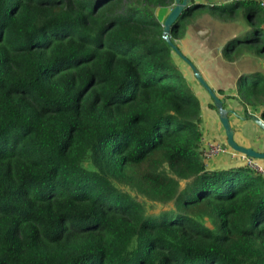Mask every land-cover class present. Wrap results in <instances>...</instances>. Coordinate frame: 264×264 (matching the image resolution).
Listing matches in <instances>:
<instances>
[{"label": "trees", "instance_id": "16d2710c", "mask_svg": "<svg viewBox=\"0 0 264 264\" xmlns=\"http://www.w3.org/2000/svg\"><path fill=\"white\" fill-rule=\"evenodd\" d=\"M174 3L0 0V264H264V173L209 168L163 34ZM204 6L172 26L176 45ZM236 44L230 60L254 45ZM249 84L261 102L264 76ZM121 185L173 206L151 215Z\"/></svg>", "mask_w": 264, "mask_h": 264}, {"label": "crops", "instance_id": "0c3cea01", "mask_svg": "<svg viewBox=\"0 0 264 264\" xmlns=\"http://www.w3.org/2000/svg\"><path fill=\"white\" fill-rule=\"evenodd\" d=\"M193 4L205 6L195 16L189 18L184 35L177 40L178 47L194 63L217 95L226 101V107L236 112V114L230 113L236 141L240 145L264 151V130L250 117L246 120L241 118V116L246 117V113H250L264 119V97L259 103H249L243 100L238 87V81L242 77H246L251 84L261 75L264 76V53H258L255 48V45H261L262 39L264 41V36L257 34V28L264 27V8L253 0H193L191 6ZM213 6H225V12L220 14L222 10H212ZM172 7L173 5L160 9L162 19L165 20ZM258 9H260L258 16L252 24L248 14L250 10ZM246 40L254 45L248 47L243 45L238 54L232 50L234 60L226 57V45L231 42L241 45ZM175 60L201 102L204 121L203 148L210 141L226 143L225 128L217 108L211 106L214 104L211 95L198 81L184 59L179 56ZM230 150L232 152L229 154L208 159L209 168H230L246 163L242 153L231 147ZM255 161L264 170V159H255Z\"/></svg>", "mask_w": 264, "mask_h": 264}, {"label": "water", "instance_id": "95a60500", "mask_svg": "<svg viewBox=\"0 0 264 264\" xmlns=\"http://www.w3.org/2000/svg\"><path fill=\"white\" fill-rule=\"evenodd\" d=\"M193 0H175V3L171 9V11L168 13L167 17L163 21V34L164 38L168 41V43L175 49L176 53L184 59L192 68L195 77L198 79V81L203 85V87L209 92L211 95L214 105L216 106L220 120L225 128L226 132V143L228 146H230L233 150L240 152L242 154H245L246 156L252 158V159H264V151H258L253 147H246L243 145H240L236 139H235V130L232 127L231 121H230V113L236 114V112L233 109H230L226 107V101L217 95L216 91L208 84L206 79L202 76L200 71L197 69V67L194 65V63L180 50L178 45H176L172 39H171V29L172 26L176 23L178 18L182 15L184 10L191 6V2ZM251 118L261 129L264 130V119L256 114H250L246 113V117L241 116L243 120H246L247 118Z\"/></svg>", "mask_w": 264, "mask_h": 264}, {"label": "built area", "instance_id": "2783aa9c", "mask_svg": "<svg viewBox=\"0 0 264 264\" xmlns=\"http://www.w3.org/2000/svg\"><path fill=\"white\" fill-rule=\"evenodd\" d=\"M257 1L259 2L260 6L264 8V0H257ZM229 152H232L230 150V146H228L227 143H222L220 141H210L203 148V155L207 160L218 157L220 155L229 154ZM243 155L246 163H248L251 167L257 168L258 170L264 173V170L262 169V167L258 165L255 159H252L246 156L245 154Z\"/></svg>", "mask_w": 264, "mask_h": 264}, {"label": "rangeland", "instance_id": "374dc122", "mask_svg": "<svg viewBox=\"0 0 264 264\" xmlns=\"http://www.w3.org/2000/svg\"><path fill=\"white\" fill-rule=\"evenodd\" d=\"M174 56H175V58H179V56L177 54H174ZM121 187L126 191H130L139 200H141L145 205L147 213H149L151 215H157L160 212H162L163 210L168 209L170 207L172 208V206H173V202L169 203V204H163L161 202L151 201V200L145 198L144 196L138 195L135 191H132L131 188L126 186V185H121Z\"/></svg>", "mask_w": 264, "mask_h": 264}]
</instances>
